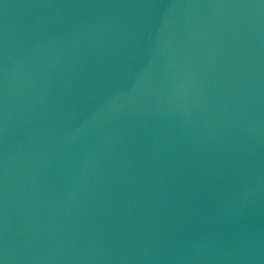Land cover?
<instances>
[{
	"label": "water",
	"instance_id": "1",
	"mask_svg": "<svg viewBox=\"0 0 264 264\" xmlns=\"http://www.w3.org/2000/svg\"><path fill=\"white\" fill-rule=\"evenodd\" d=\"M0 264H264V0H0Z\"/></svg>",
	"mask_w": 264,
	"mask_h": 264
}]
</instances>
